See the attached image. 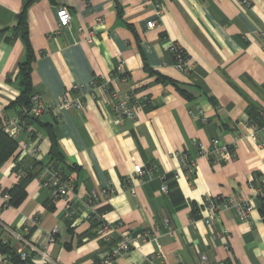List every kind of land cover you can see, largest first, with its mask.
Instances as JSON below:
<instances>
[{
  "label": "crops",
  "instance_id": "0c3cea01",
  "mask_svg": "<svg viewBox=\"0 0 264 264\" xmlns=\"http://www.w3.org/2000/svg\"><path fill=\"white\" fill-rule=\"evenodd\" d=\"M247 1L245 7L240 0H162L160 14L140 0L33 1L27 8L32 94L50 109L21 123L24 129L15 138L18 147H35L37 154L18 151L0 166V223L56 264H102L108 245L90 218L89 200L93 191L108 190L93 201L94 208L118 225L115 241L131 238L130 250L108 264H144L154 256L156 245L142 239L147 229L158 237L165 264H202V256L207 264H264V213L257 199L264 145L247 138L244 128L248 113L264 108V0ZM25 2L0 0V123L20 122V110L10 106L20 94L17 72L25 50L14 26ZM61 7L71 21L58 32ZM151 20L156 26L148 29ZM172 42L187 53L188 74L174 68ZM120 64L121 77L115 76ZM77 85L85 90L77 92ZM113 93L131 94L142 104L135 121L112 124ZM63 95L84 102L83 109L55 110ZM196 109L205 122L189 115ZM44 126L56 137L61 158L56 165L71 177V220L63 218L64 201L51 199L41 185L44 169L54 164ZM239 133L229 161L196 154L195 144L208 150L212 139L231 144ZM178 154L195 159L190 176ZM17 157L34 176L23 199L4 206L3 197L24 176L14 171ZM135 164H154L168 176L177 171L179 178L169 179L168 192L161 193L160 180L140 183L133 177ZM217 197L248 200L253 210L247 219L224 210L208 227L199 217L204 201ZM2 237L17 253L26 251L22 242ZM0 264L13 263L0 255ZM24 264L44 262L30 255Z\"/></svg>",
  "mask_w": 264,
  "mask_h": 264
},
{
  "label": "built area",
  "instance_id": "2783aa9c",
  "mask_svg": "<svg viewBox=\"0 0 264 264\" xmlns=\"http://www.w3.org/2000/svg\"><path fill=\"white\" fill-rule=\"evenodd\" d=\"M143 4L152 5L156 14H160L162 12V0H140ZM240 4L243 6H248L249 3L247 0H240ZM56 19H57V31L60 32L63 29H67L69 27L71 21V14L69 11L64 8H58L56 11ZM148 29H153L156 26V21L151 20L146 23ZM57 32V33H58ZM169 52L173 59L174 68L178 71L188 74L191 70V65L189 62V58L185 50L178 43H170L169 44ZM115 76H125V72L122 69V65H118L115 69ZM90 88L92 92V96L94 95L95 85L93 82L90 83ZM74 90L82 93L85 90L84 86L77 85L74 87ZM112 103L110 104V113H111V121L113 125H122L125 121H135L137 118V111L142 104H140L131 94L119 95L113 93L112 95ZM31 108L28 112L32 117H39L41 114L50 109V107H45L41 104L38 95L31 96ZM54 109H73L76 111H81L84 107V102L81 100H73L63 95L60 97L59 101L53 105ZM105 106H108L105 104ZM189 115H197L200 117L202 122H205V118L200 109H196L195 112L189 111ZM259 118L262 121L263 125L259 126L252 121L247 120L244 123V128L247 129L248 133L246 137L252 141L259 140L260 145H264V108L259 111ZM0 125L3 127L4 131L8 134L9 137L15 139L17 135L24 129V126L21 122L17 120H5ZM243 135L239 133L231 144H225L220 142L218 139H212L210 141L209 149H205L204 146L200 144H195L194 148L196 150V154L198 156H204L206 158L214 157L218 161H229L231 159V155L236 147L237 139L241 138ZM18 151L20 153H26V155L33 158L37 154V149L35 147L31 149H26L25 146L18 147ZM178 159L183 165V168L188 176L193 173L195 167V159L188 158L184 154H178ZM19 158H16V163L14 164V168L17 166ZM47 177L41 183L43 187L49 189L50 197L53 200H62L64 201V213L63 218L66 220H71L72 218V210H71V200L69 199V194L73 191V185L70 176H65L60 170H49L44 169ZM171 176V177H170ZM170 176L167 174H159L158 167L154 164L142 166L139 164H135L133 168V177L138 180L140 183H145L147 181H151L153 179H158L161 182L160 192L167 193L168 186L167 183L169 179L177 180L179 178V174L177 171H173ZM258 195H264V183L257 188ZM110 192L108 190H100L99 193L93 191L90 196L89 204H90V218L97 226V234L103 241V243L108 245L107 251L104 253L101 263L108 264L111 261L121 257L126 252H128L131 248V238L129 235H125L119 240L115 241L114 236L117 232L118 225L110 224L103 220L102 216L98 211L95 210L93 201L98 198L99 195L107 196ZM131 195L134 196V192H130ZM4 206H7V202L9 200L8 196H4ZM232 209L237 217L241 219H247L249 213L253 210V206L248 200H233L231 198H208L204 201L202 212L200 215L201 221L208 227L212 226L219 218V215L224 210ZM167 226V234L171 235L173 233L172 229L168 226V221L166 220ZM0 237L4 242L8 240L3 238L2 235H6L10 239H15L16 241L22 242L23 245L26 246V251L19 252V256L21 260H26L30 258V255H38L43 260L44 264H56L51 261L44 251H41L37 248H34L32 245L28 244L22 237L16 235V233L9 227L2 225L0 223ZM226 231H223L222 235H225ZM144 242H153L158 248L157 253L154 256L146 257L144 264H165L164 258L162 256L160 245L158 241V237L152 234L151 229H147L143 234ZM54 241L53 234L50 236V242ZM157 260V261H156ZM201 263L207 264V258L205 256L201 257ZM217 264H225L224 262H219Z\"/></svg>",
  "mask_w": 264,
  "mask_h": 264
},
{
  "label": "trees",
  "instance_id": "16d2710c",
  "mask_svg": "<svg viewBox=\"0 0 264 264\" xmlns=\"http://www.w3.org/2000/svg\"><path fill=\"white\" fill-rule=\"evenodd\" d=\"M33 1L35 0H26L21 10L19 11V13L16 15V23L14 26V31L18 33L24 45L25 58L23 59V61H21L18 64L17 76L19 78L20 94L12 102L10 107L20 110L19 117H20L21 123L23 122L25 123V121H35L36 120V117H32L31 115L28 114L32 106L31 101H30L31 96L34 95L32 94V85H31V80H30L31 63L34 59V53L30 46V43L28 40V34H27V8ZM176 87L178 88V86ZM180 92L182 95L186 94L181 90ZM259 111H260V108L252 112H249L248 120L252 121L253 123L259 126H262L263 123L259 118ZM44 127L47 129V135L51 143L50 156L52 160L54 161L53 162L54 164H51L47 166L46 168L52 171L60 170L66 176L65 170L61 168L60 166L56 165V162H59L61 158H60V154L57 149V141H56L54 132L49 126L48 127L44 126ZM17 152H18L17 142L15 141V139L9 137L8 134L4 131L3 127L0 125V166H2L10 158L13 159L14 157H16ZM32 163L34 164V161ZM33 166L31 168H33ZM14 171H19L21 173L24 172V176L22 177V180L18 185L8 190L7 192V194L9 195V201L7 202L8 205L18 204L23 199L24 194H25L24 192L25 185L34 176V173L31 171V169L28 170V168L25 169L21 167V163L17 164ZM257 199L260 201L261 208L264 213V201L262 199V196L257 197ZM0 255L8 258L10 261H12L13 264H24L28 260V259L21 260L19 253H17L14 250V248L10 245L9 241L4 242L1 239V237H0Z\"/></svg>",
  "mask_w": 264,
  "mask_h": 264
}]
</instances>
